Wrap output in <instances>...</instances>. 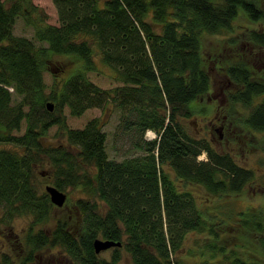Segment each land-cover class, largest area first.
Masks as SVG:
<instances>
[{
	"label": "trees",
	"instance_id": "obj_1",
	"mask_svg": "<svg viewBox=\"0 0 264 264\" xmlns=\"http://www.w3.org/2000/svg\"><path fill=\"white\" fill-rule=\"evenodd\" d=\"M52 2L57 25L36 18L32 0H0V144L9 145L0 150V208L7 223L17 216L32 217V230L47 218L52 204L40 192L35 172L44 160L53 168L54 187L62 192L78 187L86 197L74 203L76 229L58 221L52 231L28 233L18 264H33L35 253L45 247L62 249L66 264H117L122 249L132 264H190L183 254L190 252L185 241L192 233L202 237L196 240H202V250L216 258L215 264H263L264 210L228 207L222 212L220 205L208 203L241 194L256 181L253 171L207 139L188 133L179 121L192 116L199 97L211 88L203 36L231 35L241 14L251 23L264 22L262 3ZM20 16L45 45L13 34ZM245 37L250 47L264 52V25ZM54 56L73 57L77 67L46 93L43 73ZM95 56L120 85L105 90L88 78V72L98 70ZM247 63H226L228 101L232 108H248L240 118L248 130L264 132V79ZM47 102L53 103L52 111ZM109 103L118 113L116 134L128 137L135 151L120 160L108 156L107 135L97 118L72 129L63 114L65 107L80 116ZM22 123L24 132L15 134ZM55 125L65 142L44 146L46 132ZM148 130L156 134L154 139L144 138ZM259 185L264 189V183ZM237 232L242 237L250 233L259 254L245 256L243 243H231ZM96 239L120 245L112 246L110 259H105L94 250ZM0 264L14 262L3 253Z\"/></svg>",
	"mask_w": 264,
	"mask_h": 264
},
{
	"label": "rangeland",
	"instance_id": "obj_2",
	"mask_svg": "<svg viewBox=\"0 0 264 264\" xmlns=\"http://www.w3.org/2000/svg\"><path fill=\"white\" fill-rule=\"evenodd\" d=\"M257 1L262 3L264 8V0ZM32 3L35 6L33 15L35 14L36 18H41L42 24H58L57 11L52 0H32ZM260 25H264V22L251 23L241 14L234 22L235 28L231 35L226 33L203 36L202 55L206 59L204 64L211 77V88L199 97L191 117L179 118L188 133L198 138L207 139L215 148L230 153L240 166L251 169L254 173L256 181L250 183L241 194L207 201L210 205H220L222 212L227 211L228 207L234 211L249 208L264 210V189L259 185V183H264V132H253L243 125L240 118L243 113L248 112V108L241 105L231 107L226 92L229 84L223 76L226 63L248 60L247 64L251 69L256 74L259 73L257 77L264 79V52L250 47L251 45L245 39V35L250 29L258 30ZM13 34L31 39L37 46L45 45L35 40L34 28L27 25L21 16L15 20ZM94 59L98 70L88 72V78L99 88L105 90L120 85L113 78L112 70L102 64L96 56ZM47 66L48 68L43 73V80L46 85L45 91L49 93L55 80L69 76L76 69L77 59L54 56L48 60ZM63 114L66 118V126L72 129H81L89 120L97 118L102 130L107 135L106 151L110 158L120 160L124 156H131L135 153L128 137L116 134L118 113L111 103L102 107L89 108L80 116H72L69 109L65 107ZM24 129L25 123H22L20 130L14 133L20 135ZM148 131L150 132L148 133ZM148 131L144 134V138L154 139L156 134L151 130ZM45 137L44 146H56L65 142L62 130L56 125L46 132ZM7 147L9 145L0 144V150ZM205 157V154H201L199 158L205 159ZM35 172L40 192L46 193V184L53 185L54 174L51 164L44 160L35 167ZM42 172L45 173V176ZM63 192L66 195L65 203L58 207L50 202L52 207L47 218L43 222L35 224L33 230L29 227L32 217L17 216L7 223L4 221L6 217L4 209L0 208V257L4 253L12 259L14 264H18L24 256V242L28 233H35L39 230L52 231L58 221L77 228L78 212L74 203L78 198H85L86 195L78 187L71 186L65 188ZM202 195L204 193H200V196ZM100 205L99 210L102 212L104 206ZM234 235L239 239L233 236L231 243L238 241L239 247L243 243L245 246H242V251L245 256H247V252L259 254L258 248L255 249L251 246V242L256 243L250 233L244 234V237L240 232L234 233ZM198 238L202 237L193 233L188 235L185 247L190 252H184V259L190 264H215L216 258H212L202 250V240L197 241ZM112 250L113 247H110L102 251L99 256L110 259ZM35 259L33 264H66L64 252L59 247H45L42 251L35 253ZM262 263L264 264V261ZM117 264H132L130 255L124 249L121 250V259Z\"/></svg>",
	"mask_w": 264,
	"mask_h": 264
},
{
	"label": "water",
	"instance_id": "obj_3",
	"mask_svg": "<svg viewBox=\"0 0 264 264\" xmlns=\"http://www.w3.org/2000/svg\"><path fill=\"white\" fill-rule=\"evenodd\" d=\"M46 107L48 111L53 110V103L52 102H47ZM47 194L49 195L50 202L58 207H61L66 199V195L64 192L58 190L56 187L52 185H47L45 187ZM94 250L96 253L106 250L112 246H119L120 242H114V241H109V240H100L96 239L94 240Z\"/></svg>",
	"mask_w": 264,
	"mask_h": 264
},
{
	"label": "flooded vegetation",
	"instance_id": "obj_4",
	"mask_svg": "<svg viewBox=\"0 0 264 264\" xmlns=\"http://www.w3.org/2000/svg\"><path fill=\"white\" fill-rule=\"evenodd\" d=\"M42 174L45 176V173L42 172ZM42 174H41V175H42ZM47 185H50V184H46V186H47ZM46 186H45V187H46ZM52 186H53V185H52ZM46 193H47V192H46ZM48 196H49V195H48Z\"/></svg>",
	"mask_w": 264,
	"mask_h": 264
},
{
	"label": "bare ground",
	"instance_id": "obj_5",
	"mask_svg": "<svg viewBox=\"0 0 264 264\" xmlns=\"http://www.w3.org/2000/svg\"><path fill=\"white\" fill-rule=\"evenodd\" d=\"M150 131H148V133H149ZM66 200V199H65ZM65 203V202H64Z\"/></svg>",
	"mask_w": 264,
	"mask_h": 264
}]
</instances>
